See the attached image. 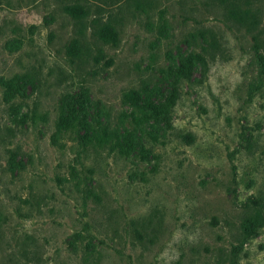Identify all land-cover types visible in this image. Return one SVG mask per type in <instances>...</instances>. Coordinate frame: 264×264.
<instances>
[{
	"label": "rangeland",
	"instance_id": "374dc122",
	"mask_svg": "<svg viewBox=\"0 0 264 264\" xmlns=\"http://www.w3.org/2000/svg\"><path fill=\"white\" fill-rule=\"evenodd\" d=\"M248 3L251 30L208 0H0V264H264V221L243 227L264 219V0Z\"/></svg>",
	"mask_w": 264,
	"mask_h": 264
},
{
	"label": "trees",
	"instance_id": "16d2710c",
	"mask_svg": "<svg viewBox=\"0 0 264 264\" xmlns=\"http://www.w3.org/2000/svg\"><path fill=\"white\" fill-rule=\"evenodd\" d=\"M211 4L218 6L223 9L225 17L231 21L232 25L236 26H245L246 29L251 30L256 28V26L260 23V11L258 9H253L248 0L239 1V0H208ZM66 13L71 16L75 20H82L88 14V9L83 6L81 3H73L67 4L65 6ZM95 34L101 38L104 43H112L113 45L117 44L118 41V32L117 29L110 21H106L102 23L98 28L95 29ZM216 38L211 37L207 42V46L202 47L200 52L190 53L184 58H182L174 71V79L173 84L178 85L182 80H190L194 73V68L196 64H201L202 66L207 65L208 55L210 51L208 48L212 49L215 47ZM81 44V43H80ZM78 41L74 40L67 45L66 52L68 55H71V62L75 63L81 62L83 57V52L85 47ZM262 69L264 71V58L262 60ZM175 93L170 96L169 102L173 104V101L176 96ZM124 97L129 103L133 106H138L140 102V95L136 89H130L125 94ZM81 97H77L75 100L79 102L77 104L76 110L80 112L84 110V102L85 100L81 99ZM166 109L162 107H153L152 114L153 116L157 115H166ZM34 116V115H33ZM75 120L77 117L72 114L65 118H60L58 122V126L60 127H74ZM94 131V130H93ZM108 128H104L102 133H95V138L97 141H105L108 140L114 141L119 148L126 146V148L130 149L132 147V139L129 135L123 136V140H120V135L115 131L108 132ZM91 141V138L89 139ZM264 221L261 214L257 213L255 216L248 218L246 222L243 224L244 230L246 232H253L255 228L262 224Z\"/></svg>",
	"mask_w": 264,
	"mask_h": 264
}]
</instances>
